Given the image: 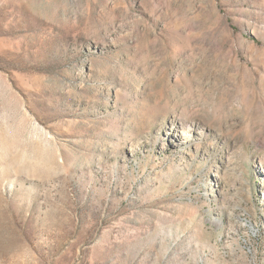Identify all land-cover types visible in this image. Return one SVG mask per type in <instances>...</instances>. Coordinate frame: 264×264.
Returning a JSON list of instances; mask_svg holds the SVG:
<instances>
[{
  "label": "rangeland",
  "instance_id": "374dc122",
  "mask_svg": "<svg viewBox=\"0 0 264 264\" xmlns=\"http://www.w3.org/2000/svg\"><path fill=\"white\" fill-rule=\"evenodd\" d=\"M0 264H264V0H0Z\"/></svg>",
  "mask_w": 264,
  "mask_h": 264
}]
</instances>
